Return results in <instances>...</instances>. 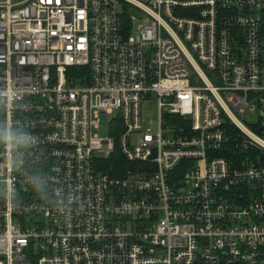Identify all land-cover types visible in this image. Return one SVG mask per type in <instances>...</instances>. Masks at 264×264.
<instances>
[{"label": "built area", "instance_id": "1", "mask_svg": "<svg viewBox=\"0 0 264 264\" xmlns=\"http://www.w3.org/2000/svg\"><path fill=\"white\" fill-rule=\"evenodd\" d=\"M0 264H264V0H0Z\"/></svg>", "mask_w": 264, "mask_h": 264}, {"label": "trees", "instance_id": "2", "mask_svg": "<svg viewBox=\"0 0 264 264\" xmlns=\"http://www.w3.org/2000/svg\"><path fill=\"white\" fill-rule=\"evenodd\" d=\"M110 134L114 136V139L116 141L118 140V137L120 135L118 131L113 132V130ZM131 167H132L131 164L122 155L118 147V144H117L116 153L112 155L104 164V170L107 173H110L116 177H122L126 173V171H128ZM121 171L123 172V174Z\"/></svg>", "mask_w": 264, "mask_h": 264}, {"label": "rangeland", "instance_id": "3", "mask_svg": "<svg viewBox=\"0 0 264 264\" xmlns=\"http://www.w3.org/2000/svg\"><path fill=\"white\" fill-rule=\"evenodd\" d=\"M158 118H159V112L157 108V100L152 99L143 108L144 129L155 130ZM100 135L102 137H105L108 134L100 133Z\"/></svg>", "mask_w": 264, "mask_h": 264}, {"label": "clouds", "instance_id": "4", "mask_svg": "<svg viewBox=\"0 0 264 264\" xmlns=\"http://www.w3.org/2000/svg\"><path fill=\"white\" fill-rule=\"evenodd\" d=\"M8 139H9V140L11 139V134H9V137H8ZM21 139H24V140H26L27 138H26V137H24V138H21Z\"/></svg>", "mask_w": 264, "mask_h": 264}]
</instances>
